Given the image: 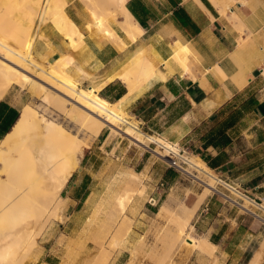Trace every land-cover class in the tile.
<instances>
[{
	"label": "bare ground",
	"instance_id": "6f19581e",
	"mask_svg": "<svg viewBox=\"0 0 264 264\" xmlns=\"http://www.w3.org/2000/svg\"><path fill=\"white\" fill-rule=\"evenodd\" d=\"M124 1L87 0L91 12L87 27L91 30L95 27L113 39L111 19L123 14L124 25L133 28L131 37L136 39L143 29L132 20ZM213 1L218 6L226 5V0ZM66 5L67 0H0V101L12 94V102L21 104L19 118L0 138V264L36 261L38 257L32 252L39 245L46 223L66 218L69 198L62 192L79 168L85 148L107 126L111 127L112 134L128 135L132 142L151 149L164 161L170 163L175 159L204 188L197 192L192 204L172 193L159 204L156 217L162 219L164 225L156 233L155 242L148 245L144 237L132 240L131 234L140 199L147 196L149 166L137 170L121 164L118 175L98 198L93 214L88 218L80 214L76 224L59 239L62 245L59 264H75L78 256L89 249L93 255L83 264H112L124 248L131 251L127 264L138 254L154 264H176L172 259L176 247L195 250L200 258L212 256L216 245L206 235L195 233L193 219L210 193L233 197L219 184L225 188L231 185L220 179L199 155L183 153L178 143L145 132L126 110L133 93L154 79L166 78L161 65L172 70L176 64L183 71L191 72L192 49L178 41L171 58L160 63L151 51L138 49L117 74L127 83L129 94L110 101L100 94V85L85 87L71 72L74 63L71 53H63L53 60L35 53L38 40L44 38L41 26L48 21L74 49L85 45L84 32L68 15ZM24 89L42 97L49 112L64 114L75 124V129L24 101ZM152 143L157 147H152ZM230 190L237 194L233 188ZM152 201L158 203L156 198ZM251 203L261 212L255 211ZM243 207L264 221V205L245 197ZM263 259L264 238L248 264H261ZM200 262L203 263V259ZM40 264L50 263L44 260Z\"/></svg>",
	"mask_w": 264,
	"mask_h": 264
},
{
	"label": "crops",
	"instance_id": "0c3cea01",
	"mask_svg": "<svg viewBox=\"0 0 264 264\" xmlns=\"http://www.w3.org/2000/svg\"><path fill=\"white\" fill-rule=\"evenodd\" d=\"M124 6L143 29L136 39L131 37L133 28L124 25L123 14L111 19L112 39L87 27L91 21L87 0H67L65 9L83 30L85 45L74 49L48 21L41 26L44 38L38 40L35 53L50 60L71 53V72L82 85H100L103 97L117 101L129 94L117 74L138 49L151 51L160 63L171 58L176 42L188 44L193 52L191 72L176 64L172 70L161 65L166 78L154 79L133 93L126 110L145 132L199 155L221 179L264 205V0H226L224 7L213 0H125ZM4 101L20 115V103ZM139 158L153 179H166L173 171L167 163ZM81 189L75 187L66 209L80 199L74 193ZM149 194L162 202L159 187ZM252 207L261 212L257 205ZM155 209L159 206L149 201L139 207L132 240L138 238L139 222L156 215ZM82 213L80 209L72 213V227ZM194 218L195 233L216 245L212 256H204L210 260L205 264H248L261 247L264 221L219 197L207 196ZM49 256L45 261L59 264L56 254ZM130 257V249L124 248L114 264H127Z\"/></svg>",
	"mask_w": 264,
	"mask_h": 264
},
{
	"label": "rangeland",
	"instance_id": "374dc122",
	"mask_svg": "<svg viewBox=\"0 0 264 264\" xmlns=\"http://www.w3.org/2000/svg\"><path fill=\"white\" fill-rule=\"evenodd\" d=\"M15 91L16 90H12L13 93ZM22 98L24 101L37 106L41 113L50 117L54 116L58 122L62 124H69L73 129H75V124L72 121L67 120L64 114L49 112L47 104L42 97L34 95L27 89H24L22 92ZM5 100L12 101V94ZM79 135L81 137L83 136L81 133ZM129 138L130 137L128 135L122 133L112 134L111 127L107 126L98 137L90 142V146L85 148L86 151L81 159L79 168L74 172L62 192L63 195L67 197L72 196V191L75 187L79 186L82 188L80 193L74 194L75 196L80 197V199H76L77 201L73 204V206L65 209L66 218L64 220H51L46 223L39 236V245L32 252V255L38 257L33 264H40L45 259L51 257L49 255L54 254H56L55 257H57L56 262L60 263L62 245L59 243V239L64 235V233H67L72 228V225L75 222V218L73 219L71 216L72 213H74L77 209H80V211L83 210V212H85L84 215L86 218L90 217L93 214V207L97 204L98 198L106 191L113 178L118 175L121 164L133 166L138 170H141L144 163L143 160L140 162L141 160L139 157L142 156L145 160L150 157L151 160H158V162L167 163L168 165L167 161H164L154 155L151 149L138 146ZM151 146L154 148L157 147V145L153 143ZM148 162L149 161H146V164H148ZM170 169H173V171L169 173V176L166 179H159V177L153 179L150 176L147 177V196L140 199V207L145 201L154 203L149 193L153 190V188H156L157 190L158 187L161 189L163 194V198L160 202L172 193L178 198L185 200L188 204L193 203L197 194L203 190L204 185L201 184V182L194 180V178L186 172H178L173 167H170ZM219 185L225 192L230 193V191L222 184ZM188 189L190 191H188ZM85 196L87 197L85 198ZM152 196L155 197V194H152ZM208 196L219 197L225 201L224 197L218 192H212ZM154 204L159 206V200L158 203ZM155 210L157 211V209ZM150 215L151 216L148 218L149 220L146 223L139 222L137 234L138 237H144L146 242H148V245L155 242V235L163 226L162 219L158 218L159 220H157L155 213ZM141 217H143V214H141ZM92 255L93 251L90 249L84 251L78 256L75 264H83V261ZM200 257L201 256L198 252H190L178 247H176L172 252V259L176 262V264H205V261L209 260L205 257ZM200 259H203V263L200 262ZM114 261L112 264H114ZM130 264H154V262L142 254H138L135 260Z\"/></svg>",
	"mask_w": 264,
	"mask_h": 264
},
{
	"label": "built area",
	"instance_id": "2783aa9c",
	"mask_svg": "<svg viewBox=\"0 0 264 264\" xmlns=\"http://www.w3.org/2000/svg\"><path fill=\"white\" fill-rule=\"evenodd\" d=\"M183 153H185V151H182ZM172 158V157H171ZM173 160V162H168V165L170 166V167H173L174 169H176V171H178V172H182V173H184L185 171H184V169L182 168V166L181 165H179V164H177L176 163V161H175V159H172ZM221 179V178H220ZM163 184V183H162ZM231 188H233L236 192H237V194H235V193H233L230 189L231 188H226L227 190H229L230 191V193L229 194H231V196H233L234 197V199H233V197H226V196H224V195H222L223 197H224V199H225V202H227V203H230L231 205H233V206H235V207H238L243 213H245V214H250V215H253L254 217H257L256 216V213L255 212H252L251 210H248V209H246V208H244L243 207V201H244V199H245V197L246 198H249V199H251L247 194H245V193H243L242 191H240L239 189H237V188H235V187H233V186H230ZM220 194V193H219ZM237 199H236V198ZM252 201H254V202H256L254 199H251ZM258 205H259V203L258 202H256ZM252 205H255L254 203H251V207H252Z\"/></svg>",
	"mask_w": 264,
	"mask_h": 264
},
{
	"label": "trees",
	"instance_id": "16d2710c",
	"mask_svg": "<svg viewBox=\"0 0 264 264\" xmlns=\"http://www.w3.org/2000/svg\"><path fill=\"white\" fill-rule=\"evenodd\" d=\"M18 117V109L10 106L4 100L0 101V138H2L11 129ZM86 197L87 196H85V198Z\"/></svg>",
	"mask_w": 264,
	"mask_h": 264
}]
</instances>
